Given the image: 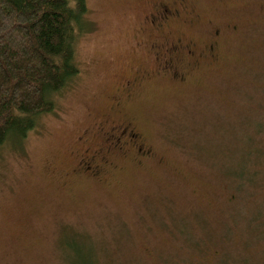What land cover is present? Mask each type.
I'll list each match as a JSON object with an SVG mask.
<instances>
[{
	"label": "rangeland",
	"instance_id": "1",
	"mask_svg": "<svg viewBox=\"0 0 264 264\" xmlns=\"http://www.w3.org/2000/svg\"><path fill=\"white\" fill-rule=\"evenodd\" d=\"M85 2L78 74L0 144V264H264V0Z\"/></svg>",
	"mask_w": 264,
	"mask_h": 264
},
{
	"label": "trees",
	"instance_id": "2",
	"mask_svg": "<svg viewBox=\"0 0 264 264\" xmlns=\"http://www.w3.org/2000/svg\"><path fill=\"white\" fill-rule=\"evenodd\" d=\"M85 0H0V144L21 140L78 74Z\"/></svg>",
	"mask_w": 264,
	"mask_h": 264
},
{
	"label": "flooded vegetation",
	"instance_id": "3",
	"mask_svg": "<svg viewBox=\"0 0 264 264\" xmlns=\"http://www.w3.org/2000/svg\"><path fill=\"white\" fill-rule=\"evenodd\" d=\"M157 12L156 13H151L149 16V20L151 23L156 24L157 21L160 19H166L168 17H175L179 12L176 6L173 5H168L166 4L163 5V2H159L157 4ZM217 34V31H216ZM181 46H177L173 44L169 49L167 50V53L170 51V59L165 62V64L162 66L163 70H169L172 67V60H173V54L177 52V50ZM210 50H212V45L210 46ZM188 54L192 53V49L188 48ZM171 72L176 73L174 70H171ZM104 135V140L105 143L108 144L111 148H124L125 146L131 145L133 146V149L135 153L146 156L149 154V149L145 147L143 144H140L137 139H138V134L135 133L131 128L128 126H123V125H116L113 124L108 130L103 132ZM95 158H100L97 155V152L87 155L86 157H83L80 160L81 164V170L83 172H86L88 174L94 173L100 166L99 162H95ZM103 163L105 161H102Z\"/></svg>",
	"mask_w": 264,
	"mask_h": 264
}]
</instances>
